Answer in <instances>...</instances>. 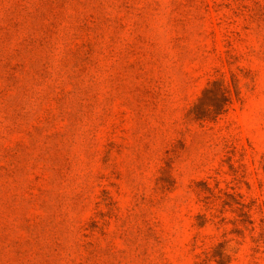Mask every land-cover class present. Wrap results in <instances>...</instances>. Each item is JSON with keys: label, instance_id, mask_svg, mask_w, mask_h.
Instances as JSON below:
<instances>
[{"label": "rangeland", "instance_id": "1", "mask_svg": "<svg viewBox=\"0 0 264 264\" xmlns=\"http://www.w3.org/2000/svg\"><path fill=\"white\" fill-rule=\"evenodd\" d=\"M263 204L264 0H0V264H264Z\"/></svg>", "mask_w": 264, "mask_h": 264}, {"label": "trees", "instance_id": "2", "mask_svg": "<svg viewBox=\"0 0 264 264\" xmlns=\"http://www.w3.org/2000/svg\"><path fill=\"white\" fill-rule=\"evenodd\" d=\"M238 100H240V88L235 75L232 76L230 83L220 79L210 80L187 113L194 120H215L226 113L233 102ZM262 212L264 213V209ZM227 257V254L219 249L211 256L204 253L202 261L206 263L208 260H214L217 264H225Z\"/></svg>", "mask_w": 264, "mask_h": 264}]
</instances>
